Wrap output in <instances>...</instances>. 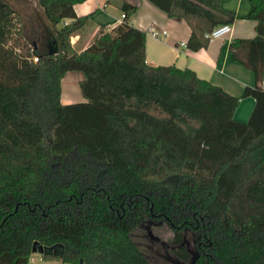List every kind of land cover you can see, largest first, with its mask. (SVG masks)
Listing matches in <instances>:
<instances>
[{
	"label": "trees",
	"instance_id": "trees-1",
	"mask_svg": "<svg viewBox=\"0 0 264 264\" xmlns=\"http://www.w3.org/2000/svg\"><path fill=\"white\" fill-rule=\"evenodd\" d=\"M84 0H36L58 51L34 57L19 15L0 0V264H153L131 233L145 220L171 230V264H264V0L245 15L221 0H150L189 27L187 47L235 17L256 22L230 58L252 71L238 95L188 67L149 64L135 5L81 51L70 37ZM70 19L64 22V19ZM80 70L84 100L60 101ZM254 105L234 117L240 99ZM162 248V247H161Z\"/></svg>",
	"mask_w": 264,
	"mask_h": 264
},
{
	"label": "crops",
	"instance_id": "crops-1",
	"mask_svg": "<svg viewBox=\"0 0 264 264\" xmlns=\"http://www.w3.org/2000/svg\"><path fill=\"white\" fill-rule=\"evenodd\" d=\"M135 5L129 14V22L146 33L145 56L149 64H174L188 67L202 78L210 80L231 94L238 95L246 85L254 83L252 71L244 68L230 58L228 43L234 37L252 38L255 36L256 22L245 17H235L228 24L230 30L223 35L209 40L207 46L197 50L183 46L190 33L187 24L180 18L168 17L167 14L150 0H84L73 5L76 15H88L89 20L83 28L70 37L76 51L86 48L100 34L101 28L110 30L116 26L124 11L123 5ZM35 5H37L35 0ZM219 7L236 15L247 14L251 0H221ZM70 19L65 18L64 22ZM161 30H165L162 33ZM152 31H159L153 35ZM85 77L80 70L66 71L60 81V101L70 103L84 100L79 81ZM254 105L251 96L240 99L234 117L246 121ZM28 264H70L58 259H43L34 251Z\"/></svg>",
	"mask_w": 264,
	"mask_h": 264
},
{
	"label": "rangeland",
	"instance_id": "rangeland-1",
	"mask_svg": "<svg viewBox=\"0 0 264 264\" xmlns=\"http://www.w3.org/2000/svg\"><path fill=\"white\" fill-rule=\"evenodd\" d=\"M19 15L22 33L28 42L37 41L42 34L52 33L35 0H6ZM139 241L142 249L149 254L153 264H171L172 257L165 245L169 246L168 239L172 232L159 219L145 220L131 233ZM162 247V248H161ZM181 264V263H176Z\"/></svg>",
	"mask_w": 264,
	"mask_h": 264
},
{
	"label": "water",
	"instance_id": "water-1",
	"mask_svg": "<svg viewBox=\"0 0 264 264\" xmlns=\"http://www.w3.org/2000/svg\"><path fill=\"white\" fill-rule=\"evenodd\" d=\"M35 58L58 51L57 40L52 33L42 34L37 41L29 42Z\"/></svg>",
	"mask_w": 264,
	"mask_h": 264
},
{
	"label": "built area",
	"instance_id": "built-area-1",
	"mask_svg": "<svg viewBox=\"0 0 264 264\" xmlns=\"http://www.w3.org/2000/svg\"><path fill=\"white\" fill-rule=\"evenodd\" d=\"M124 16V13L121 14V17ZM120 17V19H121ZM230 25L227 24H221L213 27L210 31L206 32L204 36L208 38V40H212L213 38L219 37L223 35L224 33L228 32L230 30ZM162 33H165V30H161ZM153 35H156L159 33V31H152ZM183 46H186V42H181Z\"/></svg>",
	"mask_w": 264,
	"mask_h": 264
}]
</instances>
